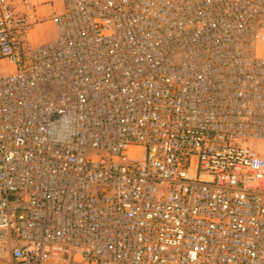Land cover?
<instances>
[{
	"label": "built area",
	"instance_id": "built-area-1",
	"mask_svg": "<svg viewBox=\"0 0 264 264\" xmlns=\"http://www.w3.org/2000/svg\"><path fill=\"white\" fill-rule=\"evenodd\" d=\"M63 2L0 0V264H264V0Z\"/></svg>",
	"mask_w": 264,
	"mask_h": 264
},
{
	"label": "rangeland",
	"instance_id": "rangeland-1",
	"mask_svg": "<svg viewBox=\"0 0 264 264\" xmlns=\"http://www.w3.org/2000/svg\"><path fill=\"white\" fill-rule=\"evenodd\" d=\"M34 11L39 14L40 20L32 32L34 44L44 43L56 36L54 25L51 21L52 16L60 11L63 6V0H25ZM0 69L5 74L6 68L0 63ZM57 89V88H56Z\"/></svg>",
	"mask_w": 264,
	"mask_h": 264
}]
</instances>
